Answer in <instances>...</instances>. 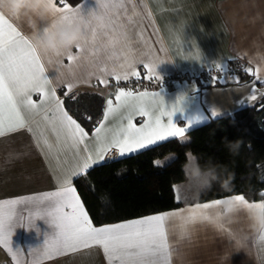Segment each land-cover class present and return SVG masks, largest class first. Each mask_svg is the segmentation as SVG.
Returning a JSON list of instances; mask_svg holds the SVG:
<instances>
[{
    "label": "crops",
    "instance_id": "crops-1",
    "mask_svg": "<svg viewBox=\"0 0 264 264\" xmlns=\"http://www.w3.org/2000/svg\"><path fill=\"white\" fill-rule=\"evenodd\" d=\"M104 2L113 3L116 0ZM120 2L123 3L124 9H127L121 10V23L126 25L129 50L127 53H118V58L114 60L108 59L103 52L98 59L86 53L78 54L75 50L73 55H79V59L73 62H69L67 56L49 57L40 49V42L52 24L60 23L58 19L53 17L43 22L38 21L35 32L27 27L26 21H12L23 35L34 38L38 44V55L45 75L49 78L48 89L55 90L59 100H62V94L85 87L94 88L105 98L100 120L102 121L107 100L112 99L115 103L117 91L128 90L111 86L116 82L115 79L102 73L100 68L106 66L112 70L115 66L118 71L123 72L126 69L119 66L126 60L141 73V78L147 75L143 64L149 60L157 64V76L173 75L175 72L197 73L206 67L223 70L233 64L234 60L242 64L236 75L222 72L209 83L203 84L197 79L174 81L165 86L132 91L134 94L144 91L150 95L159 93L165 111H171L179 102L180 110L173 112L172 122L186 130L212 117L231 113L242 105L253 104L264 93V0ZM55 3L57 7H62L60 0H55ZM2 4L3 0H0V7ZM69 5L80 6L81 14L87 16L89 12L97 10L98 0H79ZM0 12L7 15L3 11ZM132 78L135 77L129 76L128 79ZM58 79L62 82L58 83ZM102 79H106L108 83L102 84ZM221 79L224 82H221ZM68 85H72L70 91ZM32 98L40 104L39 94L33 93ZM63 109L67 112L64 105ZM213 112L216 114L212 115ZM121 113H124L123 109L109 117L105 121L107 127H117L123 119ZM67 114L71 116L68 112ZM156 114L159 115V112ZM23 115L26 119L24 128L0 136V203L42 197L56 191L60 178L78 164V158L74 157L71 151L57 146L50 133L45 132L41 137V131L46 127L42 119L28 112ZM146 119L147 117L137 115L133 123L141 127ZM167 119V116L163 117L162 122L167 123ZM94 129L91 132L85 131L88 133L89 149L95 147ZM45 139L52 147L45 145ZM119 156L121 155L113 150L104 160ZM172 187L177 199L175 182ZM196 188L197 185L189 187L187 193L190 195L184 199L179 197L177 200L181 204L177 207L94 226L113 225L173 211L183 213L186 208L195 204L230 196L198 201L192 195ZM231 195L235 197L240 194ZM248 201L261 202L264 201V196L263 199ZM54 207L55 204L51 201H33L15 206L13 223L20 217L24 218V223H28L31 214V224L28 227L9 225V245H0V264H108L103 249L96 245L48 254L46 242L56 238L58 228L50 222V217L45 213ZM39 212L41 215H37ZM247 223L243 210L231 217L230 223L224 222L215 226L204 222L201 217L193 220L170 218L165 221V235L169 247L168 264H264V240L260 239V234L249 235L243 241L242 251L235 247L236 242L227 235L229 230L236 234L246 232ZM172 241H176V246L170 247Z\"/></svg>",
    "mask_w": 264,
    "mask_h": 264
},
{
    "label": "snow or ice",
    "instance_id": "snow-or-ice-1",
    "mask_svg": "<svg viewBox=\"0 0 264 264\" xmlns=\"http://www.w3.org/2000/svg\"><path fill=\"white\" fill-rule=\"evenodd\" d=\"M50 3L55 18L60 23L77 22L85 26L86 35L90 39L85 42V47L74 49L76 53H86L99 59L103 52L108 59L114 60L118 58V53L128 52L129 36L126 25L121 23V10L127 9H124L120 0L113 3L98 0L97 10L89 12L87 16L81 14L80 6H70L66 0H60L62 7H57L55 0H50ZM133 13L135 14V9ZM14 20L0 12V136L24 128L26 119L23 113L28 112L45 122L46 127L41 131V137L45 132L50 133L57 146L71 151L78 158V164L60 178L56 191L42 197L0 203V245H9L10 224L13 227H28L31 224V214L28 223L23 222V217L17 218L13 223L16 205L51 201L55 207L45 215L50 217V222L56 225L58 232L55 239L46 242L48 254L96 245L103 249L108 264H168L169 247L165 235V221L174 217L185 220L199 218L204 209L218 204L219 199L195 204L186 208L183 213L173 211L113 225L94 226L73 187L72 177L86 174L90 167L103 161L113 150L124 156L170 137L182 138L186 129L177 127L172 122L173 112L180 110L179 102L171 111H165L159 93L150 95L144 91L134 94L132 91L118 90L115 103L112 99L107 100L104 119L94 129L95 147L89 149L88 133L64 111L63 101L57 98L55 90L48 89L49 78L45 75L38 55V44L34 38L23 35L12 22ZM66 56L69 62L79 59V55H73V51ZM156 66L151 60L143 64L146 79H160L155 71ZM119 67L126 70L120 72L115 66L109 70L105 66L100 71L112 76L117 84L122 79L127 80L129 76L141 79V73L127 60ZM100 82L108 83L106 79ZM221 82H224L223 79ZM71 88L72 85H68L69 91ZM33 93L40 95L39 105L33 100ZM252 99H255V95ZM121 109L124 110L121 113L122 122L115 128L107 127L105 121L121 112ZM137 115L147 117L141 127L133 123ZM165 116L168 117L167 123L162 122ZM44 143L52 147L47 139ZM261 196H264V192ZM234 198L246 208L264 209V201L249 203L243 195H236ZM260 239L264 240V234H260Z\"/></svg>",
    "mask_w": 264,
    "mask_h": 264
},
{
    "label": "trees",
    "instance_id": "trees-1",
    "mask_svg": "<svg viewBox=\"0 0 264 264\" xmlns=\"http://www.w3.org/2000/svg\"><path fill=\"white\" fill-rule=\"evenodd\" d=\"M78 1L66 0L68 4ZM62 101L86 132H91L102 118L105 98L94 88L62 94ZM224 139L244 142L238 155L228 154ZM187 140L190 143H180ZM185 149L196 153L201 164L210 158L211 164L227 165L235 173L231 193L214 185L198 201L231 194L243 195L247 200L263 199L264 93L253 104L188 128L182 138L170 137L136 152L104 160L90 167L86 174L75 176L73 184L93 224L118 222L179 206L181 202L176 199L172 185L182 178L180 165L185 159ZM169 153H175L177 158L156 163Z\"/></svg>",
    "mask_w": 264,
    "mask_h": 264
},
{
    "label": "clouds",
    "instance_id": "clouds-1",
    "mask_svg": "<svg viewBox=\"0 0 264 264\" xmlns=\"http://www.w3.org/2000/svg\"><path fill=\"white\" fill-rule=\"evenodd\" d=\"M0 11L14 19L26 21L27 27L33 32L37 30L38 21L43 22L48 18L55 17L50 0H3ZM88 39L90 36L86 35V28L80 23H54L45 32L40 42V49L46 52L49 57L61 58L76 48L85 47V42ZM57 82L62 81L58 79ZM180 143H190V140ZM222 143L228 154L235 156L239 154L244 142L239 139L231 142L224 139ZM247 146L251 147V145ZM176 158L175 153L168 154V159L174 160ZM180 170L182 178L175 182L176 185H188L196 181L197 188L192 193L195 199H199L202 193L210 191L214 185L220 186L222 191L229 193L234 189V171H231L227 165L211 164L210 158L209 161L201 164L200 157L191 149H185V159L180 165ZM241 210L245 212L248 221L247 231L236 234L229 230L227 235L236 242L235 247L242 251L243 241L249 235L264 234V209L246 208L242 203H238L234 196L230 195L221 199L218 204L203 210L201 219L214 226L224 222L230 223L231 217ZM174 246H176V241H172L170 244V247Z\"/></svg>",
    "mask_w": 264,
    "mask_h": 264
},
{
    "label": "built area",
    "instance_id": "built-area-1",
    "mask_svg": "<svg viewBox=\"0 0 264 264\" xmlns=\"http://www.w3.org/2000/svg\"><path fill=\"white\" fill-rule=\"evenodd\" d=\"M242 64L235 63L228 65L225 69H220L217 67H206L201 71L194 72H175L173 75H160V79L149 80L146 78H141L137 80L136 78L127 79L117 82H113L111 86L113 87H122L128 91H134L139 89H148L152 86H165L174 81H186V80H199L201 83H209L215 80L222 72H225L229 75H236L241 69Z\"/></svg>",
    "mask_w": 264,
    "mask_h": 264
},
{
    "label": "rangeland",
    "instance_id": "rangeland-1",
    "mask_svg": "<svg viewBox=\"0 0 264 264\" xmlns=\"http://www.w3.org/2000/svg\"><path fill=\"white\" fill-rule=\"evenodd\" d=\"M170 154V153H169ZM166 160H168V154L163 156L162 158H159L157 159V161L159 162H165ZM197 185V182L196 181H193L191 182L190 184L188 185H184V184H181V185H176V192H177V197H182V199L184 198H187L190 194L187 193V190L188 188L190 187H195Z\"/></svg>",
    "mask_w": 264,
    "mask_h": 264
}]
</instances>
